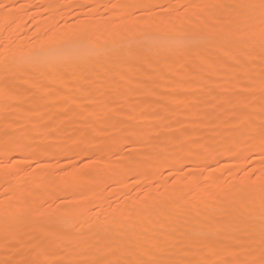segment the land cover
<instances>
[{"label":"rangeland","instance_id":"1","mask_svg":"<svg viewBox=\"0 0 264 264\" xmlns=\"http://www.w3.org/2000/svg\"><path fill=\"white\" fill-rule=\"evenodd\" d=\"M247 2L0 0V264L129 260L161 241L176 245L166 257L176 261H218L223 252L236 261L260 258L264 141L247 128L264 116L259 91L264 60L258 38L239 27L234 6ZM191 9L195 16L188 27L179 15ZM12 11L17 17L6 24ZM110 21L121 29L111 27L105 37L100 27ZM220 24H229V30L218 38ZM86 26L85 37L100 42L94 53L103 56L95 62L67 59L55 44ZM118 32L127 42L114 43ZM113 51L119 53L107 56ZM191 62L206 66L185 70ZM16 68H26V76L17 80ZM230 86L237 87L232 95ZM20 110L27 117L17 124ZM159 114L162 120L154 126ZM140 118L149 128L139 127ZM43 123L47 129L38 131ZM86 137L97 141L88 146ZM23 139L29 157L15 151ZM113 142V155L104 156ZM104 169L108 180L101 183ZM15 175L17 184L30 189L36 180L38 189L25 194L29 216L10 232L4 223L19 200L6 188ZM131 212L144 220L129 231ZM249 213L256 215V229L242 232L236 226ZM210 218L220 222L211 235L216 254L195 244L210 231ZM152 221L155 226H148Z\"/></svg>","mask_w":264,"mask_h":264},{"label":"bare ground","instance_id":"2","mask_svg":"<svg viewBox=\"0 0 264 264\" xmlns=\"http://www.w3.org/2000/svg\"><path fill=\"white\" fill-rule=\"evenodd\" d=\"M194 7V6H193ZM113 8L115 9V8H117V4H115L114 6H113ZM173 9V8H172ZM226 9H228V8H225L224 10H223V12L225 13V11H226ZM171 9L169 8V10L168 11H170ZM187 10V9H186ZM17 14V13H16ZM197 14V13H196ZM203 14V13H202ZM116 16V15H115ZM194 16H195V13H194V11L191 9L186 15H185V17H183V14H180L179 15V20H183V22L182 23H184V24H186L188 27L189 26H191L192 25V23H193V18H194ZM202 16V15H201ZM200 16V17H201ZM14 17H17V16H14V13H13V11H12V13L11 14H8L7 16H5V18H4V22L6 23V24H8L10 21H12L13 19H14ZM20 17V16H19ZM20 19V18H19ZM150 19H152V18H150ZM200 20V19H199ZM195 21V20H194ZM13 22V21H12ZM123 22V21H122ZM220 22V21H219ZM222 22V21H221ZM181 23V24H182ZM5 24V25H6ZM10 24V23H9ZM127 24V23H126ZM4 25V26H5ZM128 25V24H127ZM139 25V24H138ZM158 25V24H157ZM178 25V24H177ZM229 25V24H228ZM228 25H226V24H220L219 25V33H220V36H218V38H220V37H223V35L229 30V27H228ZM3 26V27H4ZM162 26V25H161ZM176 26V25H175ZM175 26H173V29L175 28ZM179 26V25H178ZM111 27H114V29L117 31V30H120L121 29V27H120V25L118 24V23H112L111 21L110 22H107L106 24H104V25H102L101 27H100V31H101V33L106 37V35H107V32H108V29L109 28H111ZM127 27H129V26H127ZM180 27V26H179ZM194 27V26H193ZM132 28V27H131ZM131 28H130V32H131ZM164 29H165V27H163ZM169 28V27H168ZM178 28V27H177ZM181 28V27H180ZM202 28V27H201ZM113 29V30H114ZM124 29H126V28H124ZM89 30H90V27L89 26H86L83 30H81L80 32H78L77 34H75V35H72V36H66V37H62V38H60V40L58 39V42H57V44H55L57 47L59 46V48H61V49H63V51H64V53H65V57L67 58V59H69V58H73V60H74V62H78V61H85V60H91V61H93V62H95V61H98L103 55H96V53H94L95 51L94 50H97V48L99 47V44H100V42L99 43H97V42H95V41H89L88 40V38H86L85 37V35H86V32H89ZM133 30V29H132ZM167 30V31H166ZM200 30V29H199ZM139 30L138 29H136L135 30V33H139L138 32ZM141 31V30H140ZM161 31V30H160ZM165 31H166V34H167V36L168 35H170V33L168 34V29H165L163 32H164V34H165ZM174 31V30H173ZM172 31V32H173ZM113 32H115V31H113ZM123 32H125V31H123ZM130 32H129V34H130ZM133 32V31H132ZM230 32V31H229ZM119 33L120 32H118V33H115V34H117L116 35V39L114 40V43H119V44H124L125 43V41L127 42V40L125 39V37H122L121 36V33H120V35H119ZM192 34V33H191ZM131 35V34H130ZM61 36V35H60ZM87 36V35H86ZM157 36V35H156ZM161 36L162 37H160V38H163V34H161ZM189 36H192V35H189ZM126 37H128V36H126ZM145 37V36H144ZM143 37V39H145ZM147 37H148V35H147ZM146 37V38H147ZM151 37V36H150ZM149 37V38H150ZM171 37V36H170ZM170 37L168 36V38H169V40H170V43H171V39H170ZM138 38V37H137ZM165 38V37H164ZM194 38V37H193ZM132 39V38H131ZM148 39V38H147ZM152 39L153 38H150V40L152 41ZM190 39V38H189ZM136 40V39H135ZM149 40V39H148ZM154 40L155 41H158V38H157V40L154 38ZM192 40V37H191V39H190V41ZM47 41V40H46ZM147 41V40H146ZM130 42H131V40H130ZM161 42V41H160ZM163 42V41H162ZM166 42V41H165ZM49 43V42H48ZM113 43V42H112ZM147 43V42H146ZM173 43V42H172ZM38 44V43H37ZM104 44V43H103ZM102 44V45H103ZM109 44V43H108ZM144 44V43H143ZM52 45H53V43H52ZM51 45V47H53ZM101 45V46H102ZM118 45V44H117ZM129 45V44H128ZM41 46V45H40ZM43 46V45H42ZM45 47H47V46H45ZM48 47H50V46H48ZM107 47V46H106ZM112 47H113V45H112ZM130 47V46H129ZM96 48V49H95ZM108 48V47H107ZM154 48H156V47H154ZM100 49V48H99ZM98 49V50H99ZM100 50H102V49H100ZM46 51V50H45ZM153 52H154V50H152ZM10 52V51H9ZM8 53V52H7ZM48 53H50V52H48ZM119 52H112V53H110L109 55H107V56H110V58H113V57H115L117 54H118ZM21 55V54H20ZM20 55H17V56H20ZM48 55V54H47ZM105 55V56H106ZM16 56V57H17ZM33 56V55H32ZM31 56V57H32ZM46 57V56H45ZM48 57H50V55L48 56ZM32 58H35L34 56L32 57ZM32 58H30V60H29V63L30 62H32L33 60H31ZM47 58V57H46ZM18 59H19V57H18ZM21 60V59H20ZM23 60V59H22ZM16 61H18V60H16ZM20 62V61H19ZM154 62V61H153ZM28 63V62H27ZM26 63V64H27ZM28 63V64H29ZM155 63V62H154ZM202 63V62H201ZM19 65V64H18ZM22 66V65H21ZM205 66H206V64H204V63H202V64H197V63H194V62H191L186 68H185V70H194V71H200V70H204V68H205ZM18 68V67H17ZM16 68V70H17V76H16V79L17 80H20L25 74H26V72L23 70V69H26V68H22V70L21 69H17ZM110 72V71H109ZM91 73V72H90ZM95 74V73H94ZM26 76V75H25ZM236 89H237V87L236 86H230V88H229V95H232L233 93H235L236 92ZM41 90V89H40ZM1 92V91H0ZM209 94H210V92H209ZM228 95V94H227ZM5 96V95H4ZM233 97V96H232ZM5 98V97H4ZM230 97L229 96H225V98H224V100H228ZM6 99V98H5ZM15 100H18V98H14ZM14 100V101H15ZM6 101V100H5ZM155 104V103H154ZM150 105H151V103H150ZM154 107H155V105H154ZM152 108V107H151ZM36 109V108H35ZM88 109V108H87ZM161 109V108H160ZM157 110V109H156ZM153 111V110H152ZM260 111V110H259ZM259 111L257 112V114L259 113ZM86 113V112H85ZM146 113V112H145ZM157 113V112H156ZM89 114V113H88ZM261 114V113H260ZM156 115V114H155ZM143 116V115H142ZM27 117V113H24V111H22V110H20L19 112H18V118H17V124L19 123V124H21L24 120H25V118ZM91 119V118H90ZM255 119V118H254ZM162 120V114H159V115H157L156 116V118H155V125L154 126H156L157 124H159V122ZM86 121H88V120H86ZM107 123V122H106ZM148 122H144L143 120H141V118L139 119V122H138V125H139V127L140 128H149V125L147 124ZM104 124V123H103ZM100 126H101V124H100ZM103 126V125H102ZM101 126V127H102ZM39 128L37 129L38 131L39 130H45V129H47V126L45 125V123H43V125L41 124V126H38ZM151 127V126H150ZM48 128H50V127H48ZM95 128H97V127H95ZM99 128V127H98ZM100 129V128H99ZM98 131H100V130H98ZM104 132V131H103ZM100 133H101V131H100ZM30 134V133H29ZM29 134H27V136H29ZM35 134V133H34ZM98 134V133H97ZM30 135H33V134H30ZM84 135V134H83ZM99 135V134H98ZM183 135V134H182ZM30 137V139H31V136H29ZM233 137H235V136H233ZM87 138V137H86ZM120 138H121V136H120ZM119 138V139H120ZM114 139V138H113ZM118 139V140H119ZM122 139V138H121ZM81 140V139H80ZM79 140V141H80ZM106 140V139H105ZM125 140V139H124ZM25 140L23 139V142L22 143H20L19 142V144L18 145H16V147H15V151L18 153V154H21V155H29V152H30V149H29V147H28V145H26V144H24V143H26V142H24ZM87 141V144H88V146L89 145H92L95 141H97L95 138H87V140H85V142ZM121 141V140H120ZM29 142V141H28ZM28 142H27V144H28ZM82 142H84V141H80L79 143L81 144ZM86 144V145H87ZM107 146V145H106ZM36 147V146H35ZM116 148V146H115V144H114V142L113 143H111L109 146H107L106 148H104L103 149V151H102V154L104 155V156H106V157H108L109 155H111L113 152H114V150H116L115 149ZM36 149V148H35ZM34 149V150H35ZM208 151V150H207ZM34 152V151H33ZM37 152V151H36ZM121 152V151H120ZM205 152V151H204ZM38 154V153H37ZM36 154V155H37ZM113 155V154H112ZM199 155L200 156H203L204 155V153L203 152H199ZM30 156V155H29ZM29 156H26V157H29ZM230 157V156H229ZM232 157V156H231ZM38 158V157H37ZM109 159V158H108ZM165 161V160H164ZM204 164V163H203ZM201 167V169H203V168H205L204 167V165H201L200 166ZM87 170H91V169H87ZM204 170V169H203ZM14 172V171H13ZM40 172V171H39ZM38 172V173H39ZM86 172V171H85ZM93 172V171H92ZM93 173H95V172H93ZM15 174V173H14ZM13 174V175H14ZM41 174V173H40ZM84 174V173H83ZM110 175V174H109ZM16 176V175H15ZM87 176V175H86ZM36 177V176H35ZM88 178H89V176L88 177H85V181H84V187H86L87 185H88ZM138 178V177H137ZM13 178H11V180L10 181H7V191L8 192H15L17 195H16V197L18 198V205L16 206V211H15V215L13 216V218H10V219H8L7 221H5V223H4V225H5V230H12V231H10V232H13V229L14 228H16V226L18 225L17 223H18V221H20V220H22L26 215H28V209H27V206H26V201H25V198H24V196H25V194L27 193V192H29V190H30V193H35L36 192V188L38 189V187H36V180H33L32 182V187L29 189V185L27 184V183H24V182H20V183H16V179H17V176H16V178H14L13 180H12ZM42 179V178H41ZM21 180V179H20ZM89 180H90V178H89ZM102 182L101 183H106V181L108 180V170L107 169H104L103 170V176H102ZM100 180V181H101ZM22 181V180H21ZM90 182H91V180H90ZM100 183V182H99ZM98 183V184H99ZM262 183V182H261ZM30 184V183H29ZM67 184V183H66ZM125 181L123 182H120V186H125ZM100 185V184H99ZM105 186V185H104ZM261 186H262V184L260 185V184H258V186H256V188L258 189V190H261ZM41 187V186H40ZM64 189V193L68 190L67 189V187L66 188H63ZM71 189V188H70ZM256 189V190H257ZM264 191V190H263ZM122 193V192H121ZM179 192H178V190H174L173 191V195H174V199H173V203H172V210L173 211H176V210H179V207H180V205H179V201H177V199H176V197H177V195H179L178 194ZM225 193V192H224ZM263 193V192H262ZM38 194V193H37ZM46 195H48V194H46ZM263 195H264V193H263ZM106 196V195H105ZM122 196V195H121ZM214 196V195H213ZM172 197V196H171ZM108 198V197H107ZM255 198V197H254ZM99 198L98 197H96V200H98ZM122 199V198H121ZM121 199L120 198H117V203H121L122 201H121ZM172 199V198H171ZM256 199V198H255ZM95 200V199H94ZM95 200V201H96ZM200 200V199H199ZM214 201V200H213ZM135 202V201H134ZM143 203V202H142ZM257 203V202H256ZM136 204V203H135ZM226 204V203H225ZM258 204V203H257ZM151 205V204H150ZM156 205V204H155ZM203 205V204H202ZM224 205V204H223ZM8 206V205H7ZM143 206V205H142ZM145 206V205H144ZM149 206V205H148ZM230 206V205H229ZM128 207V206H127ZM127 207H126V209H127ZM150 207V206H149ZM148 207V208H149ZM187 207V206H186ZM2 208V207H1ZM210 208V207H209ZM219 208V207H218ZM6 209H7V207H6ZM13 209H15V208H13ZM162 209H164L163 207H162ZM205 209V208H204ZM8 210V209H7ZM11 210H12V208H11ZM10 210V211H11ZM104 211V210H103ZM127 211H129V210H127ZM139 211V210H138ZM231 211V210H230ZM33 212V211H32ZM105 212V211H104ZM103 212V213H104ZM171 212V211H170ZM179 211H177V213H178ZM229 212V211H228ZM13 213V212H12ZM102 213V212H101ZM132 213V212H131ZM173 213V212H172ZM172 213H170V214H172ZM176 213V212H175ZM106 214V213H105ZM133 214V213H132ZM164 214V215H163ZM5 215V214H4ZM11 215V214H10ZM129 215V214H128ZM142 215H143V213H142ZM162 215H163V217H165V213H162ZM29 216V215H28ZM176 216V215H175ZM1 217V216H0ZM4 217V216H3ZM101 217H103V216H101ZM167 217V216H166ZM170 217V215L167 217V218H169ZM171 217H173V216H171ZM6 218V217H5ZM37 218V217H36ZM109 218V217H108ZM177 218V217H176ZM100 218H98V219H96V220H99ZM103 219V218H102ZM128 219H129V217H128ZM143 218H141L140 217V215L138 216V217H134V214L131 216V222H129V227L128 228H130V229H128L129 231H132V229L134 230L135 229V227H136V225H138L140 222H141V220H142ZM171 219V218H170ZM31 220V219H30ZM90 219L88 218V222L90 223V225H91V221H89ZM144 220V219H143ZM163 220H165L164 218L163 219H161V221L163 222ZM233 220V219H232ZM1 221V220H0ZM94 222H96L95 220H93ZM102 221V220H101ZM2 222V221H1ZM24 222V221H23ZM108 222V221H107ZM111 222V221H110ZM115 222V221H114ZM153 222V221H152ZM155 222H156V220H155ZM157 222H159V223H162V222H160V220H158ZM60 223V222H59ZM88 223V224H89ZM116 223V222H115ZM158 223H156V225H157ZM22 226V225H21ZM20 226V227H21ZM88 226L89 225H87V228H88ZM148 226H155V223L153 222V223H151L150 222V224L148 225ZM2 227V226H1ZM23 228V227H22ZM126 229V228H125ZM14 231H15V229H14ZM24 231V230H23ZM125 231H127V230H125ZM3 232H4V230H3ZM20 232V231H19ZM128 232V231H127ZM136 232V231H135ZM243 232V231H242ZM134 234V233H133ZM242 234V233H241ZM23 235V234H22ZM135 238H136V236H137V234L135 233ZM108 238V237H107ZM134 240V239H133ZM136 240V239H135ZM132 242V241H131ZM131 242H130V244H131ZM196 244V243H195ZM236 246L237 245H235V244H233L231 247H230V249L231 250H233V249H235L236 248ZM114 248V247H113ZM116 248H118V247H116ZM122 248V247H121ZM100 249V248H99ZM119 249V248H118ZM234 251V250H233ZM99 253V252H98ZM129 253V252H128ZM208 253V252H207ZM71 254V253H70ZM101 254V253H100ZM225 253L223 252V256L219 259V260H222V259H227V257H226V255H224ZM66 256V255H65ZM112 255H110V257H111ZM119 257V256H118ZM105 258V257H104ZM122 258H124V256L122 257ZM126 258H127V256H126ZM128 258H129V256H128ZM73 259V257H66V259L64 258V262L63 263H65V264H67L69 261H71ZM125 259V258H124ZM218 260V261H219ZM45 264H46V262H45Z\"/></svg>","mask_w":264,"mask_h":264},{"label":"snow or ice","instance_id":"3","mask_svg":"<svg viewBox=\"0 0 264 264\" xmlns=\"http://www.w3.org/2000/svg\"><path fill=\"white\" fill-rule=\"evenodd\" d=\"M234 7L239 10L238 23L242 29V34L252 38H258L261 59L264 60V0H258V2L257 0H249L247 3L238 4ZM259 91L262 101L261 108L264 111V72H262L259 80ZM247 132L250 136L259 135L261 140L264 141V116L261 117V123L258 126L249 124ZM0 167H3V165H0ZM255 219L256 215L249 213L247 216L241 217L236 227L241 231L254 232L256 229ZM258 220L262 248L259 259L244 261L230 259H222L219 261L202 259L195 262L176 261L166 258L170 249L176 245L170 244L168 241H161L144 248L136 259L112 261L106 258H96L84 262L70 261L68 264H264V196L261 197ZM219 224V221L210 218L208 222L210 231L203 233L202 238L195 242L205 248L209 254L217 253L215 246L211 242V235L213 230H217ZM32 264H40V262H32Z\"/></svg>","mask_w":264,"mask_h":264}]
</instances>
